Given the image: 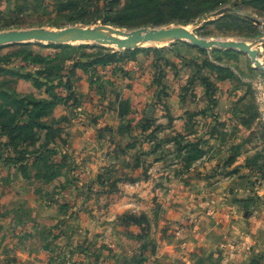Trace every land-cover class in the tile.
Returning a JSON list of instances; mask_svg holds the SVG:
<instances>
[{"label": "rangeland", "instance_id": "1", "mask_svg": "<svg viewBox=\"0 0 264 264\" xmlns=\"http://www.w3.org/2000/svg\"><path fill=\"white\" fill-rule=\"evenodd\" d=\"M158 2L166 0H0V32L40 27L107 25L131 30L179 25L208 40L245 41L258 51L264 64V0H228L216 8L228 7L224 14L215 16L212 11L187 22L169 16L167 7H158ZM107 53L111 54L107 63L95 62L96 55ZM37 55L43 58L41 62L33 58ZM179 66L192 71L181 92H190V99H196L194 91L201 93L200 104L181 116L190 124L195 117L209 119L203 130L207 134L216 132L217 136L176 138L172 143L175 153L162 157L163 163L180 166L174 176L191 185L192 197L213 190L215 184L225 182L228 174L234 172L263 175L264 73L239 49L199 48L175 37L166 45L138 44L123 49L92 41H34L0 46V212H9L13 207L29 212L23 224L31 234L28 244H48L57 264H110L107 254L99 251L107 244L125 246L128 259L117 258L123 264H154L149 257L155 251L158 229L173 233L179 230L177 227L192 224L184 215L177 219V213H181L177 209L172 212L173 223L168 225L170 220L160 219V210H166L160 208L156 212L157 207L149 201L150 193L142 198L132 192L135 199L119 205L115 200L116 183L111 186L106 182L102 187L117 193L103 194L101 200V195L93 198L90 192L94 189L89 186L93 177L81 174L63 135L66 123L72 120L112 121L111 117H115L120 121V133L128 134L127 147L136 150L128 155L132 166L141 163L137 155L141 149H170L164 142L151 144L148 136L157 118H171L182 112L179 108L174 113L167 106L169 93L162 80L169 70L177 72ZM37 69L42 70L41 75L36 74ZM32 80L38 81L37 87ZM42 99L48 103L32 106L27 102ZM221 99L226 101L225 109L220 106ZM192 128L191 125L189 130ZM244 155L240 164L230 167L238 156ZM148 161L143 158L142 164H150ZM201 165L203 168H198ZM182 167L189 173H183ZM103 169L97 177L107 181ZM115 177L121 179L124 175ZM254 182L244 197L241 194L234 200L242 202L256 196L259 180ZM94 187V194H102L100 187ZM13 193L18 195L17 200L12 198ZM222 204L219 214L226 215L232 207L228 202ZM241 204L245 214L261 206ZM119 209L125 210L116 214ZM1 222L6 227L13 224L7 218ZM36 228H40V233ZM103 229L106 230L102 232ZM112 231H116L113 237L109 234ZM136 234L141 237L140 242L129 238ZM5 253L0 245V259Z\"/></svg>", "mask_w": 264, "mask_h": 264}, {"label": "crops", "instance_id": "2", "mask_svg": "<svg viewBox=\"0 0 264 264\" xmlns=\"http://www.w3.org/2000/svg\"><path fill=\"white\" fill-rule=\"evenodd\" d=\"M147 74L146 76L151 77ZM191 75L190 69L179 66L177 72L169 70L165 75L167 79L165 76L162 78L165 89L169 93V98L166 101L167 106L172 108L174 113V110L179 108L182 112L176 116L173 115V118H157L151 125L149 130L151 134L148 138L151 140V144L164 142L170 149L155 148V146L141 149L140 153L137 154L141 157V163L136 165L134 163L133 167L128 163V155L132 156L135 154L132 152L136 150L127 147L128 134L120 133V121L111 117L112 121L102 118V120L97 119L89 122L79 118L80 122L72 120L70 123H66V132L63 135L67 139L68 150L76 157L79 170L83 172L81 174H88L91 179L93 177L91 185H89L91 189H94V192H90L93 198L95 195L98 199V196L101 195L99 197L101 200L103 194L118 192L115 200L119 201V205H127L135 199L132 197L136 195L132 192H137L135 194H139L142 198L150 193L149 201L150 204H155L157 207L156 212L160 208L166 210L165 213L160 210L162 217L160 219L170 220L168 225L173 223L174 214L172 212L178 211L177 209L181 211V213H177L179 214L177 219L181 215L191 219L192 224L190 223L189 227H177L179 230L173 233L158 229L155 234V251L149 257L154 264H264V174L249 175L246 174L247 171L234 172L228 174L225 182L223 181L219 185L215 184L213 190L203 191L192 197L189 190L191 185L186 183L184 179L174 176L175 171H178L176 168H180V166L163 163L162 157H172L175 153V150L172 149V143L176 138L188 140L217 136L216 132L207 134L203 130L209 124L207 122L209 119L195 117L193 124H190L181 116L185 110L200 104L201 93L198 90L194 91L197 97L196 99L193 97V100L189 97L190 92L188 94L181 92ZM220 97L224 98L222 94ZM222 100H220V106L225 109L227 105L223 103L226 101ZM218 121H222V118H219ZM213 122L215 123V121ZM191 125L193 128L189 130ZM244 157L245 155L238 156L236 161L230 164V167L233 168L240 164L242 162L240 160H243ZM143 158H149L150 164H142ZM120 162L121 165H119ZM104 166L107 167L103 169ZM198 168H203V165ZM101 169H103L104 175L108 176L107 181L106 178L97 177ZM183 170L186 169L182 167ZM189 171L186 170L187 173ZM116 174H123L124 178L117 179ZM95 177L96 181L94 180ZM97 179L100 181L98 182ZM256 179L259 180L256 196L249 197L250 199L242 202L235 201V197L245 196ZM186 180L189 181L190 178H186ZM106 182L110 183L111 186L116 183L117 192L104 190L105 187L102 186ZM80 183L78 182V184ZM94 186L100 187L102 194H94ZM71 187L75 188V185L72 184ZM129 189L131 191H127ZM208 192L213 193L208 194ZM12 198L17 200L18 195L13 193ZM142 198L136 199L143 201ZM221 198H224L225 201L222 202ZM226 202L231 205L232 209L226 215L219 214V210H222L223 207L221 203L224 205ZM241 203L251 206L260 204L261 206L256 207L254 205L255 210H249V213L245 214ZM192 207L193 209H191ZM124 210H116V214H121ZM28 213V211L22 208L18 209V207L11 208L9 212H0V245L6 249V253L0 259V264H57L56 257L51 253L48 244L38 243L34 247L30 243L28 244L31 234L23 225ZM261 213L262 219L257 220ZM5 218L9 222L13 221L10 227L2 225L1 221ZM90 219L94 220L93 217ZM36 229L40 233V228ZM105 230L103 229L102 232ZM48 233L50 234V232ZM115 233L116 231H112L109 234L113 237ZM118 234L121 236L120 232ZM129 238L141 241V237L137 234L130 235ZM101 247L99 251L107 254L110 264H123L124 261L117 260L119 256H125L128 259L129 251L124 245L107 244ZM140 247L141 245H138V249Z\"/></svg>", "mask_w": 264, "mask_h": 264}, {"label": "water", "instance_id": "3", "mask_svg": "<svg viewBox=\"0 0 264 264\" xmlns=\"http://www.w3.org/2000/svg\"><path fill=\"white\" fill-rule=\"evenodd\" d=\"M229 11L228 7H220L212 13L219 16ZM103 30L104 32H100ZM116 35L121 36L117 38ZM175 37L176 39L189 41L199 48H212L214 46L222 48L239 49L246 53L251 63L264 73V64L258 57V51L245 41H233L226 39H204L194 35L183 26H161V27H140L131 30H121L111 26L102 25L100 27L86 28L79 26H68L61 29L49 28H23L0 32V46L13 43H26L34 41L43 42H98L114 45L117 48H133L138 44L153 43L160 38ZM259 42V41H258Z\"/></svg>", "mask_w": 264, "mask_h": 264}, {"label": "trees", "instance_id": "4", "mask_svg": "<svg viewBox=\"0 0 264 264\" xmlns=\"http://www.w3.org/2000/svg\"><path fill=\"white\" fill-rule=\"evenodd\" d=\"M228 0H166L165 3H157L158 7L166 6L167 8V14L173 18H178L180 21L187 22L191 20L194 17H200L204 14L210 13L214 10H216L217 7H219L221 4L226 3ZM245 1V0H241ZM159 13L162 12L161 9H157ZM164 14V13H163ZM181 14V15H180ZM180 15V17H178ZM68 47H71V45H68ZM79 48V46H77ZM28 55H31V53H27ZM111 57V54H100L95 56V62L96 63H102L105 64L109 61ZM34 59H39L36 62H41L43 60L42 57L39 55L33 57ZM78 64V63H77ZM42 70L37 69L36 74L41 75ZM37 80H32V83L37 87ZM40 82V81H39ZM46 92H49L48 89H46ZM32 106L35 104H41L44 105L48 103L46 99L42 100H30L27 101ZM36 112V111H34ZM42 123H38L40 125Z\"/></svg>", "mask_w": 264, "mask_h": 264}, {"label": "bare ground", "instance_id": "5", "mask_svg": "<svg viewBox=\"0 0 264 264\" xmlns=\"http://www.w3.org/2000/svg\"><path fill=\"white\" fill-rule=\"evenodd\" d=\"M185 29L188 30L187 27ZM100 32H102V31H100ZM116 37H118L119 39L121 38V36H119V35H116ZM173 39H174V36L168 37V38H160V39L155 40L153 43H143L142 45H145V46L146 45L147 46L148 45L161 46V45H166L167 43L171 42Z\"/></svg>", "mask_w": 264, "mask_h": 264}]
</instances>
